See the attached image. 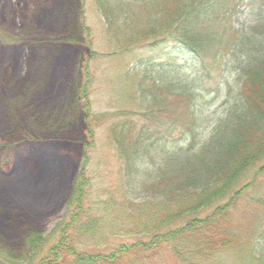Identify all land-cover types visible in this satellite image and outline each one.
<instances>
[{
    "label": "rangeland",
    "instance_id": "rangeland-1",
    "mask_svg": "<svg viewBox=\"0 0 264 264\" xmlns=\"http://www.w3.org/2000/svg\"><path fill=\"white\" fill-rule=\"evenodd\" d=\"M149 1L0 0V86L6 93L0 92V214L8 212L12 225L26 233L42 234L44 239L39 257L32 255L21 239L16 242L4 239L3 222H0V249L11 252L15 258L26 259L23 264H40L39 258L41 260L62 240L61 232L69 222L67 214L73 207L70 198L77 179H81L87 192L86 204L103 237L99 234L86 237L73 231L76 245L99 243L97 249L85 250L108 254L118 246L134 243L130 237L112 239L108 236V239L104 236L110 235L106 227L110 217L125 220L129 215L125 204L130 200L136 203L122 191V162L112 143L111 129L140 115L142 102L138 89L143 86L145 91L154 90L157 96L164 98L168 97L164 86L169 85L195 92L202 97L201 116L205 127L226 109L225 86L232 85L237 75L236 63L225 66L224 61L229 57L215 66L211 62L213 51L210 52L205 64L207 69L199 74L181 68L159 71L145 66L155 54L146 46L162 37L170 40L172 31L170 21L156 18V11H161L157 9L158 4L154 7ZM172 2L167 3L168 10L172 9ZM142 3L152 9H143ZM104 10L109 13L107 16ZM150 13L155 15L157 21L154 22L162 26L155 34L146 32L156 26L152 20H147ZM255 13L252 8L240 7L232 20V30H245L253 22ZM262 19L258 30L262 34L261 48L264 47V13ZM125 27L144 30L142 38L145 40L130 45L128 39L132 37L122 34ZM45 40L61 44L37 45ZM2 43L17 46L4 47ZM155 61L153 63L158 62ZM140 62L145 65H139ZM174 102L182 106L181 100ZM164 107L166 112L172 111V97ZM23 133L38 141L53 140L55 145H24L15 149L13 144ZM8 143L10 150L4 147ZM186 145L179 131L149 148L138 163L144 174L142 179L147 182L158 177L172 153ZM252 168L248 181L264 168L263 152ZM64 172L63 190L56 192L49 188ZM32 183L33 193L39 195L40 191L48 195L47 199L32 200L28 190ZM7 195L20 198V202L24 197L29 199L32 209L22 204L14 207L6 201ZM135 197L138 200V196ZM26 211L37 214L34 222L29 221L32 226L25 225ZM120 264H174V261L161 249L159 256H150L145 262L130 256Z\"/></svg>",
    "mask_w": 264,
    "mask_h": 264
},
{
    "label": "trees",
    "instance_id": "trees-1",
    "mask_svg": "<svg viewBox=\"0 0 264 264\" xmlns=\"http://www.w3.org/2000/svg\"><path fill=\"white\" fill-rule=\"evenodd\" d=\"M169 1L148 2L154 7L158 4L157 9L161 11H156V18L170 21L172 31L170 40L162 37L146 46L155 53L154 58L148 65L142 62L139 65L159 71L181 68L199 74L207 69L205 64L210 52L213 51V65L229 57L224 61L225 66L236 63L237 75L232 85L225 86L226 109L205 127L201 116L202 97L195 92L169 85L164 86L168 94L164 98L154 90L145 91L143 86L138 89L142 102L140 115L111 129V140L122 162V191L136 203L130 200L125 204L129 214L125 220L110 217L106 223L110 235L104 236L108 239L130 237L134 243L118 246L108 254L85 250L97 249L99 243L76 245L73 231L86 237L102 236L86 204L87 192L81 179H77L70 198L73 207L67 214L69 222L61 232L62 240L39 258L40 264H120L130 256L145 262L150 256H159L161 249L172 257L174 264H264V168L248 181L250 168L264 153V47L261 48L262 34L258 31L264 0H171L173 6L168 10ZM141 5L143 9H152ZM240 7L252 8L256 13L251 25L238 32L232 30L231 24ZM103 12L105 16L109 14ZM150 14L147 20L156 26L146 32L155 34L162 26ZM144 32L137 27H125L122 34L132 37L128 41L135 45L145 40ZM59 44L46 40L37 43L39 47ZM2 46L17 44L2 43ZM155 59L157 63H153ZM0 92L6 94L4 87L0 86ZM169 97H172V111L166 112L164 105ZM175 99L181 100L182 106L175 104ZM1 125L2 122L0 130ZM179 131L187 145L172 153L158 177L145 182L138 163L149 148ZM47 144L55 145V142L38 141L23 133L13 147ZM4 147L10 150V143ZM65 180L64 172L49 188L61 191ZM33 187L32 183L28 189L32 200L47 199L48 195L40 191L41 196L35 195ZM19 200L10 195L6 197L14 207L23 205L32 209L29 199ZM4 214H0L4 239L13 242L21 239L27 252L39 257L44 242L42 234L26 233L11 224L9 214ZM25 214V225L32 226L29 221L34 222L37 214L33 211ZM25 260L0 249V264H23Z\"/></svg>",
    "mask_w": 264,
    "mask_h": 264
},
{
    "label": "bare ground",
    "instance_id": "bare-ground-1",
    "mask_svg": "<svg viewBox=\"0 0 264 264\" xmlns=\"http://www.w3.org/2000/svg\"><path fill=\"white\" fill-rule=\"evenodd\" d=\"M1 123V122H0Z\"/></svg>",
    "mask_w": 264,
    "mask_h": 264
}]
</instances>
